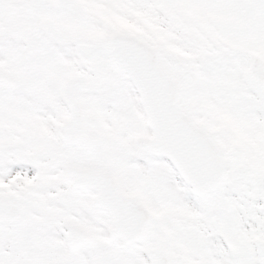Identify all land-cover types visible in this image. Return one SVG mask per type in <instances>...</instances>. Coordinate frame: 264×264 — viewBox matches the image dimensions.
Returning a JSON list of instances; mask_svg holds the SVG:
<instances>
[{"label": "snow or ice", "instance_id": "6c2138e0", "mask_svg": "<svg viewBox=\"0 0 264 264\" xmlns=\"http://www.w3.org/2000/svg\"><path fill=\"white\" fill-rule=\"evenodd\" d=\"M0 264H264V0H0Z\"/></svg>", "mask_w": 264, "mask_h": 264}]
</instances>
